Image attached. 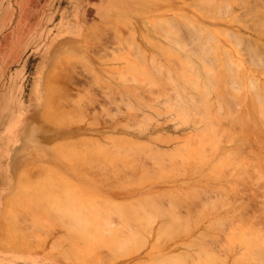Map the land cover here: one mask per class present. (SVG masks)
I'll return each instance as SVG.
<instances>
[{
	"label": "rangeland",
	"instance_id": "1",
	"mask_svg": "<svg viewBox=\"0 0 264 264\" xmlns=\"http://www.w3.org/2000/svg\"><path fill=\"white\" fill-rule=\"evenodd\" d=\"M250 1L0 0V264H264V1Z\"/></svg>",
	"mask_w": 264,
	"mask_h": 264
},
{
	"label": "bare ground",
	"instance_id": "2",
	"mask_svg": "<svg viewBox=\"0 0 264 264\" xmlns=\"http://www.w3.org/2000/svg\"><path fill=\"white\" fill-rule=\"evenodd\" d=\"M227 1H229V0H227ZM230 1H231V0H230ZM232 1H233L234 3H236V1H238V0H232ZM253 1H257V0H253ZM253 1L251 0L250 2H253ZM263 1H264V0H263ZM223 2H224V1H223ZM257 2H258V1H257ZM244 3H245V2H244ZM190 4H191V3H190ZM200 4H201V1H200ZM223 4H224V3H223ZM227 4H228V3H227ZM230 4H231V3H230ZM256 4H258V3H256ZM218 6H219V5H218ZM224 7H225V6H224ZM227 7H229V5H228ZM251 7H252V6H251ZM253 7H254V5H253ZM244 12H245V11H244ZM216 13H218V12H216ZM245 13H246V12H245ZM205 14H206V13H205ZM215 15H216V14H215ZM219 15H220V14H219ZM224 15H225V14H224ZM245 15H246V14H245ZM218 17H220V16H218ZM216 18H217V17H216ZM239 18H241V17H239ZM137 22H138V21H137ZM157 22H158V21H157ZM177 23H178V22H177ZM187 23H188V22H187ZM170 24H171V23H169L168 25H170ZM250 24H252V23H250ZM139 25H140V24H139ZM139 25H138V26H139ZM181 25H182V27L184 26L182 23H181ZM99 26H100V25H99ZM166 26H167V25L162 26V27H166ZM178 26H179V24H178ZM189 26H190V25H189ZM251 26H252V25H251ZM253 26H254V24H253ZM256 26H257V25H256ZM159 27H160V26H159ZM167 27H168V26H167ZM167 27H166V28H167ZM170 27H171V26H169L168 28H170ZM190 27H191V26H190ZM254 27H255V26H254ZM155 28H156V27H155ZM201 28H202V27H201ZM256 28H258V27H256ZM180 29H181L180 31H182V29L184 30V27H183V28H180ZM191 29H193V28H191ZM196 29H197V28H196ZM93 30H94V29H92V31H93ZM202 30H203V29H201V30H199V31H202ZM86 31H87V30H86ZM204 31H205V30H204ZM220 31H221V30H220ZM89 32L91 33L90 29H89ZM90 33H89L88 35H90ZM143 33H144V32H143ZM130 34H131V33H130ZM146 34H147V33H146ZM170 34H171V33H170ZM170 34H169V35H170ZM174 34H175V36L177 35L175 32H174ZM179 34H180V33H179ZM198 34H200V32H198ZM217 34H218V33H217ZM220 34H221V32L219 33V36H220ZM222 34H224V32H222ZM229 34H231V33H229ZM91 35H92V36H89V38H90V37H91V38L95 37V36H93L94 34H91ZM98 35H99V34H98ZM98 35H97V36H98ZM127 35H128V34H127ZM133 35H134V34H133ZM169 35H168V36H169ZM172 35H173V33H172ZM200 35H201V34H200ZM206 35H208L207 32H206ZM99 36H100V35H99ZM178 36H179V35H178ZM183 36H184V34H183ZM232 36H233V35H232ZM232 36H231V37H232ZM235 36L237 37V35H234V39H235ZM125 37H126V36H125ZM125 37H124V38H125ZM149 37H150V36H149ZM170 37L172 38L171 35H170ZM180 37H181V36H180ZM197 37H198V36H197ZM197 37H196V38H197ZM228 37H229V36H228ZM231 37H230V39H231ZM238 37H239V38H237V39L239 40V42H241V40H243V39H242L240 36H238ZM99 38H100V37H99ZM166 38H167V37H166ZM166 38H165V39H166ZM173 38H174V36H173ZM184 38H185V37H184ZM184 38H183V39H184ZM210 38H211V37H209V35H208V38H207V39H210ZM220 38H221V37H220ZM94 39H95V38H94ZM97 39H98V37H97ZM125 39H126V38H125ZM130 39H132V38H130ZM167 39H168V38H167ZM167 39H166V40H167ZM186 39H187V38H186ZM198 39H199V38H198ZM240 39H241V40H240ZM89 40H90V39H89ZM91 40H92V39H91ZM127 40L129 41V35H128V39H127ZM132 40H133V39H132ZM169 40H170V39H169ZM169 40H168V41H169ZM184 40H185V39H184ZM204 40H205V39H204ZM231 40H232V39H231ZM244 40H245V39H244ZM95 41H96V40H95ZM124 41H125V40H124ZM170 41H171V40H170ZM208 41H210V40H208ZM233 41H234V40H233ZM236 41H237V40H236ZM211 42H212V41H211ZM129 43L131 44V42H129ZM206 43H207V42H206ZM237 43H238V42H237ZM69 44H70V43H69ZM203 44H205V43L203 42ZM242 44H245V45H246L247 43H246V41H245V43H244V41H243V43H241V45H242ZM189 45H190V44H187V47H188ZM199 45H200V44H199ZM201 45H202V44H201ZM236 45H237V44H236ZM245 45H244V46H245ZM257 45H258V44H257ZM63 46H64V45H63ZM158 46H159V45H158ZM197 46H198V45H197ZM246 46H247V45H246ZM156 47H157V46H156ZM172 47H173V46H172ZM172 47H171V48H172ZM191 47H192V46H191ZM259 47H260V46H259ZM157 48H158V47H157ZM195 48H196V47H195ZM197 48H199V47H197ZM221 48H222V46H221L219 49H221ZM223 48H224V47H223ZM245 48H247V47H245ZM260 48L262 49V47H260ZM260 48H259V49H260ZM145 49H146V48H145ZM147 49H148V48H147ZM158 49H160V48H158ZM193 49H194V48H193ZM137 50H138V49H137ZM175 50H176V49H175ZM177 50H178V49H177ZM196 50H198V49H195V51H196ZM201 50H202V47H201ZM132 51H133V50H132ZM156 51H157V50H156ZM178 51H179V50H178ZM263 51H264V48H263ZM198 52H199V53H198ZM220 52L223 53V52H222V49L220 50ZM226 52H227V51H226ZM170 53H171V50H170ZM187 54H188V53H187ZM189 54H190V53H189ZM189 54H188V55H189ZM195 54H196V52H195ZM199 54H201V53H200V50L197 51V55H199ZM223 54H225V53H223ZM190 55H191V54H190ZM221 55H222V54H221ZM228 55H229V53H228ZM231 55H232V54H231ZM235 55H236V54H235ZM251 55H252V54H251ZM149 56H150V55H149ZM201 56H202V54H201ZM223 56H224V55H223ZM223 56H221V57H223ZM243 56H244V55H243ZM252 56L257 57L256 55H252ZM134 57H136V56H134ZM150 57H151V56H150ZM68 58H69V57H68ZM202 58H203V56H202ZM210 58H211V57H210ZM225 58H226V57H224V59H225ZM227 58H228V57H227ZM252 58H253V57H252ZM147 59H148V58H147ZM231 59H232V58H231ZM228 60H229V59H228ZM214 61H215V60H214ZM221 61H222V60H221ZM230 61H232V60H230ZM146 62H147V61H146ZM200 62H201V61H200ZM210 62H211V59H210ZM226 62H227V61H226ZM226 62H225V63H226ZM142 63H143V60H142ZM144 63H145V62H144ZM144 63H143V65H144ZM207 63H208V62H207ZM227 63H228V62H227ZM227 63H226V66H227ZM185 64H186V63H185ZM153 65H154V63H153ZM173 65H174V64H173ZM186 65H187V64H186ZM189 66H190V65H189ZM145 67H146V66H145ZM147 67H148V66H147ZM160 67H161V66H160ZM175 67L178 68V66H175ZM140 68H141V66H140ZM142 68H143V67H142ZM149 68H150V67H149ZM179 68H180V67H179ZM151 69H152V67H151ZM137 70H138V69H137ZM144 70H145V69H144ZM174 70H175V68H174ZM176 70H177V69H176ZM188 70H189V69H188ZM177 71H178V70H177ZM185 71H187V70H185ZM185 71H184V72H185ZM165 72H166V71H165ZM181 72H182V71H181ZM209 72H210V71H209ZM211 72H212V71H211ZM146 73H149V72L147 71ZM176 73H177V72H175V74H176ZM231 75H232V74H231ZM231 75H230L229 77H231ZM167 76H168V75H167ZM181 76H182V75H181ZM233 76H234V75H233ZM233 76H232V77H233ZM123 77H124V75H123ZM174 77H175V76H174ZM177 77H178V76H177ZM177 77H176V78H177ZM188 77H189V76H188ZM151 78H153V77H151ZM172 78H173V77H172ZM218 78H219V77H218ZM233 78H234V77H233ZM237 78H238V77H237ZM239 78H240V77H239ZM121 79H122V78H121ZM174 79H175V78H174ZM220 79H221V76H220ZM96 80H97V79H96ZM167 80H168V79H167ZM218 80H219V79H218ZM119 81H120V80H119ZM124 81H125V80H124ZM232 81H233V80H232ZM236 81H237V80H236ZM249 81H250V80H249ZM251 81H252V82H251ZM251 81H250L251 84L255 82V81L253 82V79H252ZM144 82H145V81H144ZM144 82H143V83H144ZM167 82H169V80H168ZM179 82H180V81H179ZM179 82H177V83H179ZM135 83H136V82H135ZM172 83H173V82H172ZM216 83H218V82L216 81ZM230 83H231V82H230ZM234 83L236 84V82H232L231 84L235 85ZM144 84H145V83H144ZM164 84H165V83H164ZM183 84H184V83H183ZM237 84L239 85V81H238ZM167 85H168V84H167ZM169 85H171V82L169 83ZM173 85H174V84H172L171 86L173 87ZM253 85H254V84H253ZM255 85H256V83H255ZM171 86H170V87H171ZM215 86H216V85H215ZM215 86H214V87H215ZM219 86H220V85H219ZM259 86H260V83H259ZM214 87H213V89H215ZM217 87H218V85H217ZM227 87H228V86H227ZM234 87H235V86H234ZM237 87H238V86H237ZM222 88H223V87H222ZM261 88L263 89L262 85H261ZM261 88H260V89H261ZM124 89H125V87H124ZM213 89H212V90H213ZM217 89H218V88H217ZM231 89H232V87H231ZM154 91H155V90H154ZM168 91H171V89L169 90V88H168ZM172 91H173V90H172ZM213 91H214V90H213ZM216 91H217V90H216ZM223 91H224V89L222 90V92H223ZM260 91H262V90H260ZM174 92H176V91H174ZM161 93H162V92H161ZM166 93H167V92H166ZM260 93H261V92H260ZM263 93H264V89H263ZM263 93H262V94H263ZM169 94H171V93L169 92ZM252 94H253V93H252ZM262 94H261V96H262ZM215 95H217V94H215ZM254 95H255V94H254ZM210 96H211V95H210ZM252 96H253V95H252ZM255 96H256V98H258L257 95H255ZM61 97H62V96H61ZM220 97H221V96H220ZM253 97H254V96H253ZM62 98H63V97H62ZM168 98H169V96H168ZM224 98H225V95H224ZM224 98H223V99H224ZM256 98H255L254 100H256ZM262 98H264V96H262ZM171 99H173V98H171ZM229 99H230V98H229ZM174 100H176V97H175ZM174 100H173V101H174ZM207 100H208V99H207ZM216 100H217V99H216ZM220 100H221V98H220ZM230 100H231V99H230ZM257 100H259V99H257ZM257 100H256V101H257ZM263 100H264V99H263ZM171 101H172V100H170V102L168 101V102L170 103L169 106H170V105L172 106ZM218 101H219V100H218ZM227 101H228V99L226 100V102H227ZM242 101H243V100H242ZM212 102H213V101H212ZM220 102H221V101H220ZM248 102H249V101H248ZM258 102H259V101H258ZM53 103H54V102H53ZM163 103H164V102H163ZM217 103H218V102H217ZM249 103H250V102H249ZM249 103H248V104H249ZM128 105H130V104H128ZM162 105H163V104H162ZM169 106H167V107H169ZM197 106H199V105H197ZM211 106H212V105H211ZM165 107H166V106H165ZM254 107H255V106H254ZM258 107H260V106H258ZM56 108H57V104H56ZM219 108H220V107H219ZM219 108H218L217 110H219ZM248 108H250V107H248ZM173 109H174V108H173ZM175 109H176V107H175ZM194 109H196V108H194ZM194 109H193V110H194ZM198 109H199V108H198ZM210 109H211V108H210ZM222 109H223V108H222ZM222 109H221V110H222ZM259 109H260V108H259ZM259 109L256 108L257 111H258ZM168 110H169V109H168ZM171 110H172V109H171ZM202 110H203V109H202ZM202 110H201V113H202ZM248 110H249V109H248ZM176 111H178V110L176 109ZM195 111L197 112V110H195ZM208 111H209V110H208ZM249 111H250V110H249ZM259 111H260V110H259ZM261 111H262V110H261ZM263 111H264V108H263ZM263 111H262V112H263ZM157 112H158V110H157ZM172 112H173V111H172ZM240 112H242V114L240 113V115H241L240 117H241V118H242L243 115H246L245 110L240 111ZM243 112H244V113H243ZM201 113H200V114H201ZM203 113H204V111H203ZM209 113H210V112H209ZM218 113H219V112H218ZM259 113L261 114V112H259ZM230 114H231V111H230ZM248 114L251 115V113H248ZM160 115H161V114H160ZM206 115H207V114H206ZM206 115H204V116H206ZM217 115H218V114H217ZM217 115L214 114L213 116H217ZM188 116H189V115H187L186 117H188ZM201 116H203V115L201 114ZM251 116H253V115H251ZM251 116H250V117H251ZM261 116H262V115H261ZM207 117H208V115H207ZM217 117L219 118V115H218ZM262 117H264V116H262ZM142 118H143V117H142ZM150 118H151V117H150ZM211 118H212V117H211ZM223 118H224V116H223ZM231 118H232V117H231ZM231 118H230V119H231ZM245 118H246V116L243 117V120H244ZM252 118H254V117H251V119H252ZM259 118H260V117H259ZM51 119H52V118H51ZM79 119H80V118H79ZM144 119H145V118H144ZM148 119H149V118H148ZM187 119H188V118H187ZM187 119H186V120H187ZM195 119H196V118H195ZM197 119H198V118H197ZM203 119L205 120V117H202V120H203ZM208 119H209V117L207 118V121H208ZM214 119H217V118L214 117ZM220 119H221V118H220ZM225 119H226V118H225ZM225 119H223V120H225ZM237 119H238V118H237ZM249 119H250V118H249ZM249 119L247 118V119H245V120H248V121H249ZM151 120H152V119H151ZM151 120H150V121H151ZM184 120H185V119H184ZM190 120H191V119H190ZM209 120H210V119H209ZM211 120H213V118H212ZM223 120H222L221 122L225 123L226 126H227L228 121L226 120L227 122H224ZM234 120H235V119H234ZM255 120H256V118L254 119V121H253V119H252V121H253L254 123H255ZM263 120H264V119H263ZM182 121H183V120H182ZM205 121H206V120H205ZM213 121H214V120H213ZM213 121H212V122H213ZM256 121H257V120H256ZM138 122H139V120H138ZM141 122H142V121H141ZM146 122H147V120H146ZM186 122H187V121H186ZM233 122H234V121H233ZM240 122H241V121L239 120V122H238L239 125H240ZM243 122H245V121H243ZM249 122H250V121H249ZM191 123H192V122H191ZM208 123H209V124H212V123L209 122V121H208ZM216 123H217V121H216ZM62 124H63V123H62ZM145 124L147 125V123H145ZM148 124L150 125V123H148ZM198 124H199V123H198ZM209 124H207V126L205 127L206 130H207V127L210 126ZM213 124H214V122H213ZM221 124H222V123H221ZM225 124H224V125H225ZM59 125H60V124H59ZM141 125H142V124H141ZM186 125H187V124H186ZM208 125H209V126H208ZM228 125H229V123H228ZM231 125H232V124H231ZM239 125H238V126H239ZM243 125H244V123H243ZM243 125H242V126H243ZM249 125H250V124H249ZM254 125H255V124H254ZM256 125H258V124H256ZM263 125H264V123H263ZM48 126H49V125H48ZM147 126H148V125H147ZM191 126H192V125H191ZM191 126H190V127H191ZM211 126H212V125H211ZM211 126H210V127H211ZM213 126H214V125H213ZM238 126L236 125V128H237ZM247 126H248V125H247ZM251 126H252V124H251ZM251 126H250V127H251ZM140 127H141V126H140ZM142 127H143V126H142ZM188 127H189V126H188ZM210 127H209V128H210ZM214 127H215V126H214ZM214 127H212V128H214ZM217 127H218V126H217ZM217 127H216V128H217ZM223 127H225V126H223ZM244 127H245V125H244ZM244 127H243V128H244ZM209 128H208V129H209ZM216 128H215V129H216ZM219 128H220V127H218L217 129H219ZM236 128H235V129H236ZM245 128H246V127H245ZM245 128H244V129H245ZM205 129H203V130H205ZM210 129H211V128H210ZM238 129H240V130L237 131V132H238V133H241V129H242V127L240 128V126H239ZM247 129H249V128L247 127ZM247 129H246V130H247ZM250 129H251V128H250ZM252 129H253V128H252ZM255 129H256V128H255ZM255 129H253V130H255ZM212 130H214V129H212ZM219 130L221 131L222 129H219ZM219 130H218V131H219ZM223 130H226V128H225V129L223 128ZM261 130H262V129H261ZM218 131H217V132H218ZM233 131H234V130H233ZM235 131H236V130H235ZM248 131H249V130H248ZM251 131H252V130H251ZM143 132H144V131H143ZM209 132H210V131H209ZM214 132H215V131H213V134H214ZM221 132H223V131H221ZM227 132H228V131H227ZM255 132H256V131H255ZM258 132H259V131H258ZM132 133H133V132H132ZM207 133H208V131H207ZM210 133H211V132H210ZM223 133H224V132H223ZM223 133H222V134H223ZM233 133H234V132H233ZM233 133L230 132V135L232 136ZM242 133H243V132H242ZM245 133H246V132H245ZM215 134L217 135V133H215ZM218 134H219V133H218ZM220 134H221V133H220ZM248 134H249V133H248ZM250 134H251V133H250ZM255 134H256V133H254V135H255ZM259 134H260V132H259ZM210 135H211V134H210ZM241 135H242V134H241ZM243 135H245V134H243ZM246 135H247V134H246ZM257 135H258V134H257ZM257 135H256V136H257ZM220 136H221V135H220ZM70 137H71V136H70ZM208 137H209V136H208ZM210 137H212V135H211ZM210 137H209V138H210ZM213 137H214V135H213ZM207 139H208V138H207V136H206V141H207ZM213 139H214V138H213ZM155 140H156V139H155ZM215 141H216V140H215ZM132 142H133V141H132ZM134 142H135V141H134ZM209 142H211V141H209ZM69 143H70V142H69ZM136 144H137V143H136ZM208 144H209V143H208ZM213 144H214V143H213ZM132 145H133V144H132ZM138 145H139V144H138ZM210 145H211V143H210ZM211 146H212V145H211ZM214 146H215V145H214ZM214 146H213V147H214ZM140 147H141V146H140ZM140 147H138V148L140 149ZM130 148H131V147H130ZM130 148H128V150H126V151H129ZM132 149H133V147H132ZM135 149H136V148H135ZM141 149H143V147H141ZM130 150H131V149H130ZM154 150H155V149H154ZM134 151H135V150H134ZM137 151H140V150H137ZM49 152H50V151H49ZM122 152H123V151H122ZM130 152H132V151H130ZM141 152H142V150H141ZM143 152H145V151H143ZM153 152H154V151H153ZM117 153H118V152H117ZM127 153H128V152H127ZM134 153L136 154L137 152L135 151ZM47 154H48V153H47ZM74 154H75V156H76V152H75ZM121 154H122V153H121ZM123 154H124V152H123ZM130 154H131V153H130ZM130 154H128V155H130ZM140 154H142V153H140ZM156 154H157V153H156ZM117 155L119 156V154H117ZM148 155H149V154H148ZM25 156H26V155H25ZM29 156H30V155H29ZM68 156H69V155H68ZM78 156H79V158H80V155H78ZM78 156H77V157H78ZM123 156H125V154H124V155H121V157H123ZM126 156H127V155H126ZM131 156H132V155H131ZM135 156L138 157V154H136ZM157 156H158V154H157ZM176 156H177V155H176ZM22 157H23V156H22ZM121 157H120V158H121ZM133 157H134V156H133ZM142 157H143V155H142ZM152 157H153V156H152ZM177 157H178V156H177ZM35 158H37V157H35ZM41 158H42V157H41ZM74 158H75V160H76V157H74ZM81 158L83 159V157H81ZM131 158H132V157H131ZM144 158H145V156H144ZM149 158H150V156H149ZM149 158H145V159H149ZM239 158H241V157L239 156ZM52 159H53V158H52ZM58 159H60V158H58ZM122 159H123V158H122ZM124 159H125V158H124ZM145 159H144V160H145ZM152 159H154V157H153ZM163 159H166V157H163ZM174 159H175V158H174ZM182 159H183V158H182ZM54 160H55V159H54ZM120 160H121V159H120ZM126 160H127V159H126ZM132 160H134V159H132ZM136 160H138V159H136ZM116 161H117V160H116ZM128 161H129V160H128ZM145 161H146V160H145ZM241 161H242V160H241ZM68 162H69V160H68ZM136 162H137V161H135V164H136ZM143 162H144V161H143ZM154 162H155V161H154ZM160 162H161V161H160ZM168 162H169V161H167V163L165 162V163L167 164V166H168ZM113 163H115V161H114ZM131 163H132V162H131ZM163 163H164V162H163ZM121 164H122V163H121ZM123 164L125 165V163H123ZM126 164H127V163H126ZM166 164H163V165H166ZM171 164H172V163H171ZM116 165H117V163H116ZM160 165H161V164H160ZM163 165H162V166H163ZM117 166H118V165H117ZM120 166H123V165H120ZM125 166H126V165H125ZM136 166H138V163H137ZM146 166H147V165H146ZM149 166H150V164H149ZM171 166H172V165H171ZM114 167H116L115 164H114ZM143 167H144V166H143ZM153 167H156V166H153ZM127 168H129V167H127ZM121 169H122V168H121ZM144 169H145V168H144ZM123 170H124V168H123ZM125 170H126V169H125ZM130 170H132V168L129 169V171H130ZM134 170H137V169H134ZM134 170H132V171H134ZM178 170H179V169H178ZM180 170H181V169H180ZM182 170H183V167H182ZM119 171H120V170H119ZM119 171H118V172H119ZM126 171H127V170H126ZM126 171H125V172H126ZM129 171H127V172H129ZM132 171H130V172H132ZM145 171H146V174L149 173V171H147V170H145ZM151 171H152V170H151ZM110 172H112V170H111V171L109 170V172H106V175H105V176L107 177V176H108L107 174H109ZM122 172H123V171H122ZM135 172H137V171H135ZM144 173H145V172H144ZM152 173H153V171H152ZM179 173H180V172H179ZM111 174H115V175H117L118 173H117V174H116V173H111ZM120 174H121V172H120ZM120 174H119V175H120ZM126 174L128 175L129 173H126ZM132 174H133V173H132ZM134 174L136 175V173H134ZM158 174H159V171H158ZM158 174H156V175H158ZM161 174H162V173H161ZM109 175H110V174H109ZM122 175H124V174H122ZM129 175H130L131 178L133 177V176H131V173H130ZM147 175H148V174H147ZM112 176H113V175H112ZM117 176H118V175H117ZM117 176H116V177H117ZM136 176H137V175H136ZM149 176H150V175H149ZM149 176H148V177H149ZM152 176H153V175H151V178H152ZM162 176H164V175H162ZM118 177H119V176H118ZM153 177H154V176H153ZM160 177H161V176H160ZM122 178H123V177H121V179H122ZM126 178H128V177L125 176L123 179L127 181L129 178H128V179H126ZM146 178H147V177H146ZM151 178H150V179H151ZM117 179H118V178H117ZM140 179H141V178H140ZM152 180H153V178H152ZM128 181H129V180H128ZM130 181H131V179H130ZM144 181H145V180H144ZM116 182H117V181H116ZM119 182H120V181H119ZM107 183H108V182H107ZM123 183H124V182H123ZM117 184H118V183H117ZM156 188H157V187H156ZM197 190H198V189H197ZM204 190H205V189H204ZM204 190H203V192H204ZM140 191H141V190H140ZM148 191H149V190H148ZM201 191H202V190H201ZM201 191L199 190V192H201ZM85 193H86V192H85ZM159 194H160V193H159ZM198 194H199V193H198ZM157 195H158V194H157ZM157 195H155V197H157ZM170 195H171V193H170ZM176 195H177V193H176ZM182 195H183V194H182ZM158 196H160V195H158ZM178 196H179V195H178ZM178 196H177V197H178ZM183 196H186V194H184ZM188 196H189V195H188ZM160 197H164V196L161 195ZM180 197H181V196H180ZM174 198H175V196H174ZM182 198H183V197H182ZM188 198L190 199V196L187 197V199H188ZM178 199H179V198H178ZM183 199H185V198H183ZM180 200H181V199H180ZM194 200H195V199H194ZM142 202H143V201H142ZM156 202H157V201H156ZM175 202H176V200H175ZM178 202H179V201H178ZM180 202H181V201H180ZM231 202H232V200H231ZM234 202H235V201H234ZM130 203H131V202H130ZM143 203H145V202H143ZM232 203H233V202H232ZM150 204H151V203H150ZM172 204H174V203H172ZM235 204H237V203H235ZM130 205L132 206V204H130ZM144 205H145V204H144ZM147 205H148V204H147ZM174 206H176V205H174ZM153 207H154V206H153ZM149 208H150V207H149ZM154 208H155V207H154ZM175 208H176V207H175ZM114 209H115V208H114ZM155 209H156V208H155ZM155 209H154V210H155ZM188 209H189V208H188ZM156 211H157V210H156ZM26 214H27V213H26ZM19 215H21V214H19ZM22 215H23V213H22ZM171 216H172V215H171ZM6 217H7V216H6ZM135 217H136V216H135ZM14 218H15V217H14ZM25 218H26V217H25ZM70 218H71V217H70ZM170 218H171V217H170ZM135 219H136V218H135ZM176 219H177V218H176ZM242 219H243V218H242ZM12 220H13V219H12ZM142 220H143V219H142ZM123 221H124V219H123ZM133 221H134V220H133ZM187 221H188V220H187ZM250 221L252 222V220H250ZM255 221H256V220H255ZM9 222H11V221H9ZM141 222H142V221H141ZM168 222H169V221H168ZM184 222H185V221H184ZM230 222H231V221H230ZM244 222H245V221H244ZM129 223H130V222H129ZM181 223L183 224V219H182V222H181ZM241 223H242V221H241ZM241 223H240V224H241ZM7 224H8V223H7ZM89 224H90V223H89ZM126 224H127V223H126ZM176 224H178V221L176 222ZM188 224H189V222H188ZM13 225H14V224H13ZM164 225H165V224H164ZM164 225H163V226H164ZM185 225H186V224H185ZM11 226H12V225H11ZM144 226H145V225H144ZM144 226H143V227H144ZM182 226H183V225H182ZM188 226H189V225H188ZM222 226H223V225H222ZM240 226H241V225H240ZM245 226H246V225H245ZM252 226H253V225H252ZM254 226H255V225H254ZM125 227H126V225H125ZM223 227H225V226H223ZM249 227H251V225H250ZM249 227H248V228H249ZM256 228H257V226H256ZM259 229H260V228H259ZM259 229H258V230H259ZM256 230H257V229H256ZM138 232H139V231H138ZM98 234H99V233H98ZM137 234H138V233H137ZM134 236H135V238L138 239V236H140V235H138V236H137V235H133V238H134ZM136 236H137V237H136ZM92 237H93V236H92ZM100 237H101V236H100ZM128 237H129V236H128ZM131 237H132V236H131ZM140 237H142V236H140ZM93 238H94V237H93ZM141 239H142V238H141ZM141 239L139 238L138 240H141ZM129 240H131V239L129 238ZM129 240H128V241H129ZM245 240H246V239H245ZM125 241H126V240H125ZM243 241H244V240H243ZM110 242H111V241H110ZM112 242H113V241H112ZM112 242H111V244H112ZM131 242H132V240H131ZM136 243H137V242H136ZM245 248H246V247H245ZM245 248H244V249H245ZM245 250H248V249L246 248ZM249 251H250V250H249ZM249 251H248V254L250 253ZM243 252H244V251H243ZM245 254H246V253H245ZM248 256H249V255H248ZM246 258H248V257H245L244 259H246ZM242 259H243V256H242ZM247 260H248V259H247ZM254 261H255V263H256V260H254ZM246 262H247V261H246ZM257 262H258V261H257ZM241 263H242V262H241ZM243 263H244V261H243ZM257 264H258V263H257ZM262 264H263V263H262Z\"/></svg>",
	"mask_w": 264,
	"mask_h": 264
}]
</instances>
